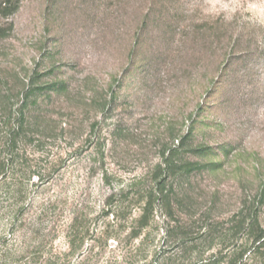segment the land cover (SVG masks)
Returning <instances> with one entry per match:
<instances>
[{"label":"rangeland","instance_id":"1","mask_svg":"<svg viewBox=\"0 0 264 264\" xmlns=\"http://www.w3.org/2000/svg\"><path fill=\"white\" fill-rule=\"evenodd\" d=\"M9 1L0 144L19 128L15 167L34 172L18 220H0L11 246L43 215L52 264L71 224L66 264H125L144 233L160 245L159 211L128 238L139 188L157 182L180 218L243 209L264 226V0Z\"/></svg>","mask_w":264,"mask_h":264},{"label":"trees","instance_id":"2","mask_svg":"<svg viewBox=\"0 0 264 264\" xmlns=\"http://www.w3.org/2000/svg\"><path fill=\"white\" fill-rule=\"evenodd\" d=\"M11 5L9 0H4L3 9H9ZM18 129L10 126L4 143L0 144V220L6 214L18 218L22 212L21 201L26 195L24 180L34 174L15 167ZM171 189L160 182L139 188L140 213L132 219L129 240H136L153 222L151 218L155 211L163 216V235L160 245L150 250L148 244L153 238L150 232L144 233L126 248L123 254L125 264H264V226L255 214H243L244 210L240 209L227 218H180L177 212L181 204L176 202ZM42 216H36L27 224L24 219L19 220V241L22 243L19 248L9 244L6 234H0L4 245L0 256L4 264H52L53 254L43 252L51 232L42 228ZM72 228L73 224L69 226L70 230ZM70 230L67 250L59 252L64 256L61 264H66V258L76 249L78 234ZM89 257L90 254L86 255L82 262ZM54 258L57 259L58 255Z\"/></svg>","mask_w":264,"mask_h":264}]
</instances>
